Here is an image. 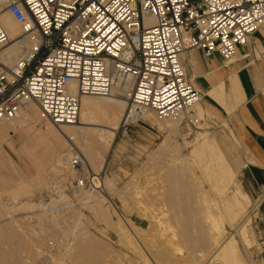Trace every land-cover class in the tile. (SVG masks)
<instances>
[{
    "label": "rangeland",
    "instance_id": "obj_1",
    "mask_svg": "<svg viewBox=\"0 0 264 264\" xmlns=\"http://www.w3.org/2000/svg\"><path fill=\"white\" fill-rule=\"evenodd\" d=\"M254 48L259 50L254 41L245 47L247 51ZM186 59L191 77L193 70ZM226 103L227 93L220 103L204 96L201 104L214 113L200 124L187 117L180 122L159 119L151 113L133 125L130 135L116 133L110 147L91 149L99 177L96 184L110 180L113 185L104 191L93 186L77 189L76 172L69 169L68 159L57 164L28 135L10 128L0 136V264H223L207 263L204 258L213 250L218 235L213 221L217 220L226 236L234 233L239 239L245 264H264L263 198L250 199L236 219L230 218L219 206V178L208 164L209 156L192 152L201 140L199 133L208 132L210 142L216 141L236 168V184L243 191L240 174L245 164L228 133ZM168 193L185 204L177 217V206L163 204ZM25 203L29 205L23 207ZM16 213L21 214L9 218ZM245 215L251 240L247 245L238 236ZM184 218L187 237L182 234ZM122 229L133 238L122 234Z\"/></svg>",
    "mask_w": 264,
    "mask_h": 264
},
{
    "label": "built area",
    "instance_id": "obj_2",
    "mask_svg": "<svg viewBox=\"0 0 264 264\" xmlns=\"http://www.w3.org/2000/svg\"><path fill=\"white\" fill-rule=\"evenodd\" d=\"M5 12L20 28L13 38ZM263 26L264 0H0V120L24 116L35 104L43 124H76L82 96H106L121 81L131 90L119 136L150 112L191 121L204 94L184 54L229 60ZM11 43L20 55L7 65L3 50ZM70 151L76 188H99L82 152Z\"/></svg>",
    "mask_w": 264,
    "mask_h": 264
},
{
    "label": "bare ground",
    "instance_id": "obj_3",
    "mask_svg": "<svg viewBox=\"0 0 264 264\" xmlns=\"http://www.w3.org/2000/svg\"><path fill=\"white\" fill-rule=\"evenodd\" d=\"M153 20H154V18H150L148 20V23L153 22ZM2 22H3L7 32L9 33L10 38H13L14 36H16L17 34L20 33V28H19L18 23L14 20V18L9 13L5 12L2 15ZM251 44H252V41L249 45H251ZM249 45H247V46H249ZM247 46H245V47H247ZM245 47H243V48H245ZM258 48H259V50L257 48H254V49H251V50L247 51L246 53H244V55L241 54L242 55L241 58H244L245 56H249L251 58V60H254V59H259L260 57H264V49L262 47H258ZM260 51H262V52L260 53ZM3 54H5L6 64L10 65L15 61V59H17L19 57L20 50L15 43H11L3 50ZM187 54L188 53L184 54L183 57H186ZM241 55L240 54L236 55L229 60H224V62L228 65V64L236 61L237 59H239ZM254 61H256V60H254ZM192 76H195V75H192ZM71 89L74 92L76 91V88L73 85L71 86ZM130 90H131L130 84H124L121 81H118L113 86V88L111 89L110 94H108L106 96H98V95L82 96L79 120L77 121L76 124H72V125L56 126V125L49 124V123L43 124L41 122V119H40L39 108L37 105L33 104L31 106L30 110L28 111V113H26L24 116H20L16 119H13V120H5V119L0 120V136L9 132L10 128H13L15 131H18V132L23 133L25 135H28L30 140L34 141L36 144H38L42 147L41 153H43L48 158L49 157L53 158V161H56L57 164L58 163L63 164L65 161H67L68 157L70 156V152H71L70 150L72 148H75L74 145H76L77 148L80 149L81 152L83 153V155L85 156L84 158H85L86 169L89 171V173L91 175H96L97 173L95 171V165L93 164L92 155H91L90 150L91 149L93 151L97 150L99 147H102L103 145L109 146V147L112 145L113 139H114V137L118 131V128H119L118 127L119 121L122 120L121 117L124 116L125 110L128 106V95H129ZM225 94H226V88H225L224 83L222 82L219 85H217L215 88H213L211 91H209L207 93V96L209 97L210 100H212L216 103H220L221 98H223V96ZM123 111H124V113H123ZM191 112H193V114H191L189 117L193 120V123L196 122V124H200L198 121L203 120L206 115L209 116V114L214 113L210 106L204 107L201 104V102L196 103L193 106ZM151 113H154V112H150V113L146 114L145 118L148 115H150ZM175 120H177V122H180L181 118L175 119ZM174 122H172V123L174 124ZM40 124H42V127H45L46 129H43V131H42L41 127H39ZM91 125H99V126L102 125L105 128H95V127H92ZM170 128H171V126H170ZM177 128H178V126H177ZM205 133H203V132L199 133V134H201L200 135L201 140L199 141V144L197 146L195 145L196 147L192 150V152L193 153L203 152L207 156H209V158L207 157L208 159H210V162H208V164H210L209 165L210 168H212L211 166H213L215 168V169H213V168L212 169L214 170L216 176H218V178H219L217 184H219V186H220V192L219 193L222 194V195L220 194L222 196V198H221V204L219 206L223 207V209L226 210V212L230 218L236 219L235 217L237 215H240L241 212L243 211V209L245 210L246 209L245 207L251 203L250 198L236 184V181H237L236 168H234V166L231 165V162L229 161L227 156L224 153H222L221 151H219V147H218L216 141H214V144H212L210 142V140L208 139V135H207L208 132H207V134H205ZM68 136H72L74 138L73 139L74 141H69ZM6 140L9 141L8 139H6ZM73 143H74V145H73ZM182 165H183V163H182ZM174 171H171V172H174ZM171 172H169L170 175H171ZM174 173H176V171ZM174 173L172 174V176L174 175ZM176 175H174L173 178ZM96 177L99 180V177L98 176H96ZM177 178L178 177H176V180L180 179V178H178V179ZM98 186L103 187L101 189L102 191H104L105 188L111 189L113 187L112 182L110 180L101 181L100 185H98ZM186 187H187V185H186ZM186 187H184V188H186ZM181 189H183V188H181ZM218 190L219 189H217V192H218ZM163 201L165 202L163 204L164 205L168 204L169 207L171 206L174 208L175 206H177L176 208L178 209V212H175V217H177L181 214L180 213L182 211L181 208L185 206L184 201H183V204H184L183 206H182L181 202H176L171 193L166 194L165 199H163ZM219 202H220V200H219ZM23 205H24L23 207H25L29 204L25 203ZM17 210L18 209H14L13 211L16 212ZM19 214H21V213H16L15 215H13L9 218L14 219ZM147 216H148V214H147ZM152 217H154V216L152 215ZM184 219L185 220H183V222H182V234L184 237H187L186 232H187V228H188V221L186 218H184ZM248 221H249V217L247 218V215H245L242 218V220H240V222H239L240 231L238 233V236H239L240 240L245 245L251 243L250 242L251 240L249 239V229L247 227ZM213 222H214V229L216 230L218 235L215 238L214 245L212 248L213 250L208 255H204V258H207L206 262L211 263L214 261H219V262H222L223 264H245L243 262V258H242L241 251H240L239 239L235 236L234 233H231L230 235L226 236L225 235L226 229L223 228V226L218 223V220L213 221ZM0 224H1V222H0ZM128 224H126V226ZM212 225H213V223H212ZM132 228L134 229V227H131L130 230L132 232H134ZM122 230H123L122 234H126L128 236L131 235V233L127 234V232H125L124 229H122ZM1 232H2V230H1ZM134 233H133V235H134ZM135 234H137V233H135ZM175 237H177V235L174 233V236L170 237V239H171L170 242ZM131 238H133V237H131ZM174 241L175 240H173L172 243Z\"/></svg>",
    "mask_w": 264,
    "mask_h": 264
},
{
    "label": "crops",
    "instance_id": "obj_4",
    "mask_svg": "<svg viewBox=\"0 0 264 264\" xmlns=\"http://www.w3.org/2000/svg\"><path fill=\"white\" fill-rule=\"evenodd\" d=\"M253 41L264 49V27L254 35ZM239 52L244 55L247 50L242 47ZM241 57L227 65L219 54L206 56L201 50H193L188 52L186 60L195 75L191 78L204 96L208 97L209 91L224 83L225 111L230 113L226 116L228 133L245 164L240 174L241 187L251 201L262 197L264 202V60ZM262 223L264 243V219Z\"/></svg>",
    "mask_w": 264,
    "mask_h": 264
}]
</instances>
